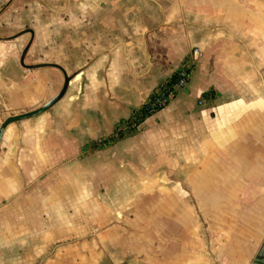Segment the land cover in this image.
Listing matches in <instances>:
<instances>
[{
    "label": "rangeland",
    "instance_id": "obj_1",
    "mask_svg": "<svg viewBox=\"0 0 264 264\" xmlns=\"http://www.w3.org/2000/svg\"><path fill=\"white\" fill-rule=\"evenodd\" d=\"M125 1L0 0V126L64 83L58 70L22 68L30 35L12 38L33 29L26 63H57L72 75L92 54L87 28L77 26L87 9H148L145 0ZM223 1L264 9V0ZM103 89L79 74L55 107L7 129L0 160L11 162V212H19L11 214V264H255L264 189H238L240 174L225 166L192 189L184 175L115 165L108 152L89 157L108 131L95 97Z\"/></svg>",
    "mask_w": 264,
    "mask_h": 264
},
{
    "label": "crops",
    "instance_id": "obj_2",
    "mask_svg": "<svg viewBox=\"0 0 264 264\" xmlns=\"http://www.w3.org/2000/svg\"><path fill=\"white\" fill-rule=\"evenodd\" d=\"M145 2L148 9H87L77 25L87 28L83 40L94 54L80 74L88 75L95 91L108 89L95 96L103 101L108 130L95 141L111 137L193 58L194 50L200 55L189 84L168 106L89 157L108 152L115 165L184 175L192 189L225 166L240 174L233 182H241L238 189H264V9H237L223 0ZM78 10L72 9L73 16ZM14 212L11 162L0 160V264H11L15 252L11 214L19 212ZM263 231L253 242L258 241V255L264 249Z\"/></svg>",
    "mask_w": 264,
    "mask_h": 264
},
{
    "label": "water",
    "instance_id": "obj_3",
    "mask_svg": "<svg viewBox=\"0 0 264 264\" xmlns=\"http://www.w3.org/2000/svg\"><path fill=\"white\" fill-rule=\"evenodd\" d=\"M25 34H29L30 39H29L26 47L24 48V50L20 56L21 67L26 69V70H39V69H44V68L57 69L62 73L64 83H63V86H62V89L60 90V92L55 97H53L50 101H48L47 103H45L44 105H42L38 109H35L33 111H29V112H25V113H21L18 115L9 116L8 118H6L2 122V124L0 126V148H1L4 136L6 134V131L11 125L26 121V120L34 119L36 117H39V116L47 113L49 110H51L53 107H55L65 97V95L67 94V91L70 87L71 81L75 77H77L80 73H82L84 71V69H81L72 75H68L67 71L61 65H59L57 63H45L44 62V63H37V64H31V65L27 64L26 63V57H27V54H28L29 50L31 49V47L34 43L35 36H36L35 31L31 28L25 29V30L21 31L20 33H18V35L14 36L12 39L17 38V37L22 36V35H25ZM255 264H264V249L260 252L257 259H255Z\"/></svg>",
    "mask_w": 264,
    "mask_h": 264
},
{
    "label": "trees",
    "instance_id": "obj_4",
    "mask_svg": "<svg viewBox=\"0 0 264 264\" xmlns=\"http://www.w3.org/2000/svg\"><path fill=\"white\" fill-rule=\"evenodd\" d=\"M179 80V73L176 72L173 76H171L169 79L164 81L159 87H157L154 92L151 94L148 101L145 103V105L133 112V114L129 117V119L123 121L120 123L117 128L115 129V133L106 139H101L99 141L91 142L90 149L92 152H97L104 150L106 148H109L116 144L121 138H123L126 134H130L136 131L138 126L149 116L153 115L154 113L160 111L161 109H156L154 111H151L148 107L149 100L153 99L155 96L168 94L172 90H174L175 85L177 84ZM175 95L177 92H174Z\"/></svg>",
    "mask_w": 264,
    "mask_h": 264
},
{
    "label": "built area",
    "instance_id": "obj_5",
    "mask_svg": "<svg viewBox=\"0 0 264 264\" xmlns=\"http://www.w3.org/2000/svg\"><path fill=\"white\" fill-rule=\"evenodd\" d=\"M199 55H200V51L198 49L194 50L193 58L190 60H187L183 64V66L178 70L179 80L177 84L175 85L174 90H172L168 94L155 96L153 99L149 100L148 107L150 108L151 111H154L156 109L165 108L166 106L170 104V102L177 95V94L175 95L174 92L179 93V91L187 87L192 77V74L195 68V63L198 60Z\"/></svg>",
    "mask_w": 264,
    "mask_h": 264
}]
</instances>
